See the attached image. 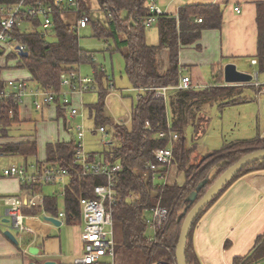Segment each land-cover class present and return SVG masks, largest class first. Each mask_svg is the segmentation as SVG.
I'll use <instances>...</instances> for the list:
<instances>
[{
    "label": "trees",
    "instance_id": "obj_1",
    "mask_svg": "<svg viewBox=\"0 0 264 264\" xmlns=\"http://www.w3.org/2000/svg\"><path fill=\"white\" fill-rule=\"evenodd\" d=\"M36 0H31L30 2ZM38 1V0H37ZM42 1V0H40ZM54 2L55 0H48ZM81 7V15L90 14L91 8L85 0H78ZM20 0H0V5H12ZM100 11L104 12V22H93L94 35L99 40H109L114 43L116 50L123 51L126 75L133 89L142 90L140 98L133 106V116L130 124L116 125L107 115L105 100L109 86H104V80H108L107 72H102L96 67L92 52H85L80 48V37L73 32L64 21L61 11L53 17L56 39L49 42L40 20L28 19L24 26L15 28L13 35L19 39L28 50V58H20L16 55L7 56L9 61H15V68L30 71L32 80L38 83L44 91H52L57 102L59 115L65 114L62 108L60 92L62 76L74 71L79 65L91 62L95 67L94 85H99V101L88 107L90 118L94 126L107 127L114 131L118 142L117 148L112 150L115 156L114 163L122 169L115 176L118 201L113 206L114 230H119L122 235L121 245L123 253L120 259H129L132 262L148 260L151 263L163 261L177 264L176 252L182 231L183 220H179L183 210L189 207V211L197 204L191 205L188 197L193 193L203 180L209 178V184L202 189L198 200L209 191L211 186L226 173L228 169L239 162L241 158L255 150L264 148V138L258 137L253 141L242 140L225 146L221 150H215L205 157L203 163L190 165L192 153L195 148L187 146L186 129L193 126L196 133L206 132L209 126V118L189 117L188 107L196 102L208 101L220 102L224 96L231 98L219 104V108L226 106H238L248 103L247 98L241 96L243 86L209 87L204 90H179L174 94L171 106L174 114L169 116L168 103L155 97L151 88L177 87L180 83L181 65L179 64L180 46L192 45L201 39L202 33L207 29H219L222 24L221 8L212 4H191L182 6L176 18L171 14H162L155 25L158 27L159 43L152 46L147 42L146 28L142 22L149 15L148 0H96ZM259 25V51L258 62L260 72H264V3L258 8ZM197 19H202L198 23ZM163 48L170 50V69L163 75L159 73L158 55ZM111 49V47H110ZM6 58V59H7ZM7 67L0 65V72ZM6 84L0 80V89ZM259 91V88H257ZM234 97V98H233ZM238 97V98H235ZM218 100V101H217ZM19 107L13 100H5L0 103V137H9L11 128L19 124ZM11 112L14 118H11ZM67 113V112H66ZM190 121V123H189ZM150 126H148V125ZM169 126L176 133L177 140L172 143L173 165L179 173L185 174V182L182 186L177 183L161 184L157 182L160 174L168 172L150 170L151 163H156L154 150L166 149L171 145L167 137L159 138L160 133L169 131ZM77 148L76 140L61 143H49L46 147V162H38L40 171L47 168L65 169L69 172L67 184L64 186L65 214L67 223L73 225L81 223V199L96 198L95 188L105 185L107 178L103 176H85L82 166L75 157ZM38 144L34 141H22L1 144L0 154L6 156H20L26 160L36 157ZM106 152L100 154L91 153V161L98 155L106 158ZM264 171V160L248 165L239 174L232 178L226 187L218 194L197 218L193 225L186 249L188 264H202L197 257L193 243V232L199 220L212 206L227 192L237 181L249 174ZM61 184V183H58ZM37 182L22 185L25 190H32L35 194L44 195V186ZM59 193L44 195V210L52 216L58 217ZM158 204L169 209L170 219L159 237L156 247L147 245L146 213L152 211ZM42 208L35 207L31 211H25L26 215L33 216L40 213ZM254 250L243 258H236L233 264H258L264 257L263 237H259ZM116 245V240H115ZM117 253V245H116Z\"/></svg>",
    "mask_w": 264,
    "mask_h": 264
},
{
    "label": "crops",
    "instance_id": "obj_2",
    "mask_svg": "<svg viewBox=\"0 0 264 264\" xmlns=\"http://www.w3.org/2000/svg\"><path fill=\"white\" fill-rule=\"evenodd\" d=\"M165 1L166 0H161V3L163 4ZM262 3H264V0H187L183 3L182 6L191 4H212L218 6L222 10V24L219 29H207V31L202 33L201 39L197 42L188 46H180L179 64L181 65V77H189L192 80L193 89L204 90L211 86H231L225 82L224 78V69L228 64L236 65L237 69L242 72H246L245 68L249 65L252 68H259L257 58L260 34L258 8ZM182 6L179 8L177 7L175 12L170 14L177 18ZM236 8H240V12L235 11ZM91 27L93 29V25ZM148 44L156 46L149 42ZM110 47L111 46L108 47L109 50ZM6 58L7 57L0 56V65L7 67L0 72V80L3 82L26 80L30 81L32 87H35L32 76L29 79L21 77L6 79L4 76L7 77V75L14 74V72L18 70H24L15 68V61H9L8 58ZM169 58L170 50H168V48H163L158 55L159 73L161 75L165 74L170 69ZM254 61H256V63H254ZM205 68H209V71H211V79H209L208 82V76L203 73ZM75 70L81 75V68H76ZM258 74V72L251 74L256 77L253 82L258 81L260 83ZM108 77L109 81H111V77ZM113 85L115 86L114 82ZM252 85L238 86L255 90V99H258L260 95L264 96V94H261L258 89ZM175 92L176 90H172L168 93L169 97L167 103L169 110H171V102L174 99ZM139 94H141V91H139ZM84 95L74 94L73 97L74 99L79 97L82 100ZM247 99L249 100L248 103L254 102V99L250 97ZM32 102L33 98L29 96L26 98L24 104L19 107L18 114L20 123L15 124V126L11 128L9 137H0V146L1 144H16L22 141H34L37 143L33 136L22 137L15 140L11 135L15 129L20 130L21 126L32 122L35 113L43 114L45 110L51 107H45L40 111H36ZM170 112L172 111H169V116L171 115L170 117H172L173 113L171 114ZM67 113L65 112V114L61 116L65 118ZM57 120L59 122V118ZM64 127L67 132H73L71 130V122L64 121ZM56 138L51 142H47V144L70 141L64 140V138H60V136ZM1 157L8 156L0 154V158ZM97 157L99 158L98 155ZM46 159L45 153V159L38 160L37 163H44ZM24 167L29 174H32L34 168L38 169L36 162H31L30 165L26 162ZM2 170L0 167V200L5 197H17L26 191L33 192L32 190H25L22 188L23 184L19 179L5 177L2 174ZM67 181L68 179L63 181L61 185L63 184L65 186ZM50 193L54 194V192H49V194ZM40 195L44 199L45 194ZM7 211L8 207L5 204H1L0 264H31L32 262L44 264L49 260H53L59 264H75L74 261L83 254L84 246L81 241L83 220L81 223L78 222L81 225V229H78V232L76 231L77 233H75L72 238L68 239V242L63 243L60 229L64 225H69L67 223V218L63 226L58 228L52 223H47L44 220L43 211L33 216L27 215L30 218L26 220V224L32 228L33 234H20L13 228L11 221L7 223V220H10ZM63 212H65V203L64 210L60 211V213ZM6 230H13L17 233V235L15 233L13 234L18 240L19 245H15L3 234ZM263 233L264 171H260L255 174L244 176L220 197L195 226L192 240L197 257L200 258L202 264H233L236 258H243L254 250L258 238L262 237ZM32 248L38 250L37 256H32L30 254Z\"/></svg>",
    "mask_w": 264,
    "mask_h": 264
},
{
    "label": "built area",
    "instance_id": "obj_3",
    "mask_svg": "<svg viewBox=\"0 0 264 264\" xmlns=\"http://www.w3.org/2000/svg\"><path fill=\"white\" fill-rule=\"evenodd\" d=\"M20 0L18 3L12 5H0V56L7 57L9 55H16L20 58V53H28L27 47L17 39L13 33L15 28L24 26V23L30 20H40L45 35H50L54 32L53 17L57 12L61 11L64 21L71 18L69 24L71 30L77 35L82 30L87 29L93 25L90 14L81 15V7L78 0H55L50 2L48 0ZM149 15L142 22L144 28H151L158 21L157 19L165 14L158 5V0H148ZM240 12V8H236ZM198 23H202V19H197ZM107 47L110 46L107 41ZM94 58V56H92ZM256 63V61H254ZM101 71L107 72L103 66ZM180 83L177 87H164V88H151L154 91L156 98L168 101L169 92L172 90H191L193 89L192 80L189 77H181ZM109 80V77H108ZM62 87L66 91L61 90L60 97L62 99V108L67 112L70 111V116L75 119L82 115L79 109L71 108L72 102L69 96L73 97L74 94L84 95L95 90L94 79L83 78L77 70L71 71L62 76ZM6 86L0 89V103L5 100H13L14 104L18 107L22 106L27 97L33 98L32 105L36 111H40L45 107L57 105L55 94L52 91H43L38 83L35 87L31 86L30 81L14 80L4 82ZM252 85V84H251ZM253 85L259 88V92L264 94V84L258 81L253 82ZM252 85V86H253ZM113 82L110 81V89H113ZM141 91L142 90H138ZM140 98V94L139 97ZM68 111V112H69ZM11 118H14L13 112L10 113ZM133 111L130 116L131 122ZM116 125H127L129 122L113 121ZM148 125V124H147ZM150 126V125H148ZM72 131H76L77 148L75 152L76 161L82 166L85 176L99 175L107 178L105 185H98L95 188L96 198L81 199V216H83V228L81 234V241L84 246V251L79 258L74 262L75 264H171L163 261L151 263L148 260L139 262H132L131 260H121L116 254V245L114 239V216L113 206L121 201L118 198L117 186L115 185V176L121 172L122 167L114 163L115 156L112 150L117 148L118 142L115 139L114 131L107 127H99L93 131V134H100L102 136L101 146L103 151L106 152V158L101 159L97 156L95 160L91 161V154H87L85 150V134L86 131L83 126L76 125L75 128L71 127ZM167 137L171 141V145L166 149L157 148L154 150L156 163H151L150 170L162 171L168 169V172L160 174L157 180H161L164 185L171 184L177 172L172 171L175 167L173 161L172 143L176 141L177 136L169 126V131L160 133L159 138ZM174 170V169H173ZM2 174L8 178L19 179L22 184L37 182L40 184H53L62 183L68 179L69 172L65 169L47 168L43 171L39 169L33 170L32 174L27 173L24 166H11L2 170ZM170 177V178H169ZM63 196L65 190L62 192ZM5 204L8 207V218L12 222L13 228L20 234L30 233L33 230L26 224V220L30 217L25 214V211H31L35 207L42 208L45 217H54L61 221L62 226L65 222V212L60 213L58 217L47 214L44 210V199L40 194H35L31 191H26L17 197H5L0 200V205ZM152 219L146 218L147 230L153 232L152 237H147V245L153 249L159 242V237L163 232L165 226L170 219V211L158 204L152 211L149 212ZM109 230L107 231V229ZM264 241V233L262 235Z\"/></svg>",
    "mask_w": 264,
    "mask_h": 264
},
{
    "label": "rangeland",
    "instance_id": "obj_4",
    "mask_svg": "<svg viewBox=\"0 0 264 264\" xmlns=\"http://www.w3.org/2000/svg\"><path fill=\"white\" fill-rule=\"evenodd\" d=\"M91 8L90 18L93 22H102L104 21V12L100 11L96 0H85ZM187 0H166L163 4L161 0H158V5L164 13H174L176 8L183 5ZM71 18H67L66 23H71ZM28 25V24H27ZM27 25H24L26 29ZM157 25L152 26L146 30L147 40L149 43L158 45L159 36ZM80 37V48L85 52H92L94 56L93 61L96 67L100 68L105 67L108 71L107 76L111 77V81L114 82L115 86L113 89H110V84L108 81L104 80V86L108 85V94L106 95L105 100V110L107 115L113 121H125L129 122L130 116L132 114V108L137 103L139 97V91L133 89L130 81L127 79L126 75V66L123 51L116 50L114 43L110 42L111 49L107 47V41L99 40L98 37L94 35L93 29L89 26L87 29L82 30L79 34ZM49 42H53L56 39L53 36V33L46 36ZM81 68V76L83 78H92L95 80V67H93L91 62L81 64L77 69ZM212 70V68L210 67ZM209 68H205L203 73L206 74L207 82L211 79V71ZM245 71L249 74H255L258 72L260 77V84H264V72H259V68L246 66ZM31 73L28 70H18L14 74L4 76L6 79H14V77H21L29 79L31 78ZM257 88V87H256ZM66 91V89H62ZM99 85L95 87V91L89 92L83 96L81 100L79 97L75 98L69 96L70 101L72 102L71 108H77L80 110L82 115L73 119L70 116V111L66 114L65 118L63 116L59 117V113L56 112L57 105H52L50 108L45 110L43 114L35 113L33 121L29 124L21 126L20 130H16L11 133L12 138L20 139L25 137H35L34 139L38 143V152L36 157H31L27 161L20 156H8L0 158V167L1 170L6 167L11 166H25L26 162L28 165L31 162H36L38 160L45 159L47 142L55 140V138L60 136L64 140H76V131L67 132L64 127V121L71 122V127L75 128L76 125H81L84 127L85 134V150L87 154L95 153L100 154L103 152L101 146L102 136L100 134H93V131L96 129L92 119L90 118V112H88V107L91 104H96L99 101ZM241 96L243 98L250 97L254 99L252 103H244L239 106H226L224 108H218V104L227 101L230 95L224 96V99L220 102L211 103L208 101H200L194 104H191L189 109V117L202 118L203 116L208 117L209 126L206 132H200L199 134L194 131L192 125L186 129V137L188 139L187 146L190 148H195L190 160V165H199L203 163L205 157L211 155L215 150H221L225 146L231 145L233 143L240 142L242 140L253 141L258 137L264 138V96H259L258 99H255L256 92L252 88H244L242 90ZM234 98V97H233ZM238 98V97H235ZM232 99V98H231ZM169 109V108H168ZM172 111L171 114H174V108L170 107ZM171 116V115H170ZM59 118V122L58 119ZM190 123V121H189ZM130 124V122L128 123ZM127 124V125H128ZM56 138V139H57ZM174 169V170H173ZM172 171L177 172V174L170 178L173 183H177L182 186L185 182V174L183 172L179 173L176 167L172 168ZM158 183H162L161 180H157ZM64 185L62 184H47L44 186V194L47 195L49 192L59 193V209L60 211L64 210L63 194ZM51 194V193H50ZM146 218L152 219L150 213H146ZM78 229H81V225L73 224L72 226L64 225L61 229V239L64 242H68V239L72 238L75 233L78 232ZM4 230V229H3ZM2 230V231H3ZM109 228L107 229V231ZM77 231V232H76ZM114 231V239L116 240L117 245V257L121 255L124 251L121 245L122 235L119 230ZM12 233H17L12 230ZM147 237H152L153 232L151 230L147 231ZM121 262L128 259H121ZM158 262V261H157ZM131 264V263H128ZM258 264H264V257L260 258Z\"/></svg>",
    "mask_w": 264,
    "mask_h": 264
},
{
    "label": "water",
    "instance_id": "obj_5",
    "mask_svg": "<svg viewBox=\"0 0 264 264\" xmlns=\"http://www.w3.org/2000/svg\"><path fill=\"white\" fill-rule=\"evenodd\" d=\"M21 57L28 58L29 54L27 52L20 53ZM224 78L225 82L228 85L238 86V85H251L256 79L254 75H251L246 72L239 71L234 64H228L224 69ZM264 160V148L255 150L252 153L247 154L239 162L231 166L230 169L226 171L216 182L211 186L209 191L202 197L201 200H198V195L202 191L204 187H206L209 183V178L200 182L197 186V189L190 194L187 198L188 202L193 205L197 202V204L189 211V207H186L182 215L180 217V221L183 220L182 231L178 242V248L176 252L177 264H188L186 258V249H187V241L191 230L193 229V225L196 222L197 218L200 216L201 212L212 203L215 197L221 193V191L226 187L229 181L234 178L237 174H239L243 169H245L248 165L256 163V161ZM44 220L48 223H52L56 227H61V221L55 219L54 217H43ZM7 223H10V220H7ZM5 236L12 241L15 245H19L18 240L11 230L4 231ZM30 254L32 256L38 255V250L36 248H32L30 250ZM31 264H38L36 262H32ZM44 264H59L53 260H49Z\"/></svg>",
    "mask_w": 264,
    "mask_h": 264
}]
</instances>
